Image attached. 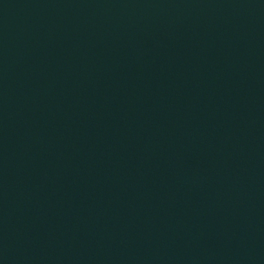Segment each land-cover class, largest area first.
<instances>
[{
    "label": "water",
    "instance_id": "95a60500",
    "mask_svg": "<svg viewBox=\"0 0 264 264\" xmlns=\"http://www.w3.org/2000/svg\"><path fill=\"white\" fill-rule=\"evenodd\" d=\"M0 264H264V0H0Z\"/></svg>",
    "mask_w": 264,
    "mask_h": 264
}]
</instances>
